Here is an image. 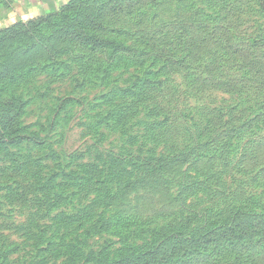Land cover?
Returning <instances> with one entry per match:
<instances>
[{
    "label": "rangeland",
    "instance_id": "1",
    "mask_svg": "<svg viewBox=\"0 0 264 264\" xmlns=\"http://www.w3.org/2000/svg\"><path fill=\"white\" fill-rule=\"evenodd\" d=\"M20 11L0 0L31 137L0 143V264H260L264 0ZM34 40L59 53L25 60Z\"/></svg>",
    "mask_w": 264,
    "mask_h": 264
},
{
    "label": "trees",
    "instance_id": "2",
    "mask_svg": "<svg viewBox=\"0 0 264 264\" xmlns=\"http://www.w3.org/2000/svg\"><path fill=\"white\" fill-rule=\"evenodd\" d=\"M85 24V23H84ZM81 25L79 24V27ZM84 26V25H83ZM13 35L11 37L18 36L20 33H17L15 31H12ZM77 38H81V36L77 33L74 34ZM9 38L10 36L2 35L0 37V43L4 40L5 38ZM24 53L25 57L24 59L27 61H31L34 56L39 55V54H45L49 57L51 56H56L59 52L55 50V48L48 42L46 41V44L40 41H35L28 47L27 49H24L22 51ZM13 73V74H12ZM5 74L14 76V67H6L3 71H0V81L5 80ZM23 111V104L21 103L20 100H18L15 97H9L3 94V92H0V143L1 144H6L10 146H17L22 140H30V138H27L24 134H21L19 131V128H15V121L18 120L22 114ZM245 223V222H244ZM237 224V223H235ZM253 226V225H252ZM227 227L228 230H233L235 231L237 227L235 226H225ZM258 230L262 237H263V242L262 245L255 251L256 252V259L257 261L260 262V264H264V226L261 229H256ZM155 254V251H150L146 253L145 256L147 255H152ZM141 259V258H140ZM78 260V259H77ZM64 262L70 263L71 261H74L73 257H70L67 259H63ZM63 261L61 263H63ZM139 261V259H136L134 257L130 259H121L117 262H114L112 264H135ZM80 264V263H77ZM81 264H84L81 262Z\"/></svg>",
    "mask_w": 264,
    "mask_h": 264
},
{
    "label": "crops",
    "instance_id": "3",
    "mask_svg": "<svg viewBox=\"0 0 264 264\" xmlns=\"http://www.w3.org/2000/svg\"><path fill=\"white\" fill-rule=\"evenodd\" d=\"M18 4L21 13L44 14L55 6V3H60L61 0H13ZM51 6V7H49Z\"/></svg>",
    "mask_w": 264,
    "mask_h": 264
}]
</instances>
